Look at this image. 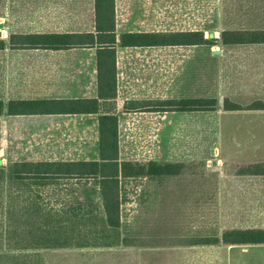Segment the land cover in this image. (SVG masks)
Returning <instances> with one entry per match:
<instances>
[{
	"label": "rangeland",
	"instance_id": "374dc122",
	"mask_svg": "<svg viewBox=\"0 0 264 264\" xmlns=\"http://www.w3.org/2000/svg\"><path fill=\"white\" fill-rule=\"evenodd\" d=\"M160 2L157 0V3L152 2L151 7H140L148 27L161 30L202 29L204 37L216 38V42L212 46L166 47L162 61H157L155 55L151 59L133 60L127 52L126 60H119V67L154 70L162 67L165 80L179 82L181 97L215 98L216 106L210 111L189 115L184 112L174 118H164L163 123L156 114L157 119L147 121H138L132 117L134 115L119 121L120 160L147 163L149 160L164 162L171 159L186 166L176 176L159 178L162 182L158 184L149 178H122L119 233L135 244L167 246L220 235L222 230L230 227L264 226V192L259 194V190L254 189L253 193L249 182L246 186H239L240 182L236 180L245 178L233 175L240 164L264 160V114L256 110L224 111L222 105L225 98L242 105L252 101L248 83L256 63L250 58V52L242 53L235 47L220 44L222 30H264V0H162V7H156ZM209 33L212 36L209 37ZM213 49L222 50L224 54L213 52ZM242 55L246 57L241 58ZM244 79L245 88L241 90L239 81ZM3 147L8 155L11 140L5 141ZM4 154L0 151V168L6 170L11 157ZM214 160L216 164L212 163ZM3 178L0 177V191L4 185ZM226 180L232 181V184L228 183L227 187L221 184ZM95 189L92 185L81 187L70 181L61 187H45L39 192L41 196L31 193L30 196H34L31 205L42 202L44 208L31 215L33 217L28 219L27 225H19L20 234L15 227L14 234L37 233L39 227L35 225L41 221L38 220L40 214L45 222L65 220L64 211L69 212L67 207H76L81 198L92 199ZM4 195L0 192V264H44L50 259L62 264H123L122 252L99 247L21 249L20 243L15 242L16 238L8 234L11 222L16 219L13 217L20 215L7 213V199L13 198V195ZM93 212L101 215L99 210ZM29 213H34V210ZM78 219L82 221L80 217L74 219L75 224ZM84 221L88 222L87 225L92 222L88 217H84ZM245 246L228 250L231 251L229 256L232 258L234 251H242L249 263L264 264V246ZM166 250L159 253L162 260L183 258L186 254L181 249L174 253ZM140 252H144L146 260L152 258L143 249H133L132 264H140L136 261L138 256L135 259L138 253L139 257L142 256ZM190 254L214 261L225 253L222 247H199Z\"/></svg>",
	"mask_w": 264,
	"mask_h": 264
},
{
	"label": "crops",
	"instance_id": "0c3cea01",
	"mask_svg": "<svg viewBox=\"0 0 264 264\" xmlns=\"http://www.w3.org/2000/svg\"><path fill=\"white\" fill-rule=\"evenodd\" d=\"M152 2L157 3V0H114L116 94L113 98L99 99L96 68L97 45L100 41H109V37L108 34H105V36L102 34L103 37L101 39L97 37L99 33L96 30L95 0H0V42L2 43V46H0V101L6 104L11 100L97 99L98 106L97 112L18 115H9L4 108L0 114V151L5 153L4 155L7 157L10 155L11 162L98 160V121L101 114L116 115L119 134V121L125 119L126 116L131 118L130 116L134 115L132 117L138 121H147L148 119L152 120V118L157 119L158 116L154 115L156 114L159 115L160 121L163 123L164 118H174L184 112H187L188 115L198 112L175 109L174 101H179L181 98H196L197 96L188 95L187 97H181L179 82L175 83L173 80H165L162 67L155 68V70L151 68L119 67L121 62L119 60H126L127 52H130V57L133 60L151 59L155 55L157 61H162L164 48L178 47H123L120 45L122 33L168 31L153 29L144 23L140 7H151ZM160 3L156 7H162L160 6L162 5V0ZM33 35H79V40L85 44L61 49L40 45L29 46L26 42H29V36ZM89 35L93 36V40L90 39ZM41 42L52 43L53 40L46 38L42 39ZM225 47H235L239 52L246 51L251 53L250 58L256 64L253 65L252 79L248 83L251 87L250 91L253 98L248 104L254 101H261L262 105H264V43L237 44ZM216 48L218 49V47ZM153 51L155 54H153ZM213 52H216V50ZM219 53L224 54L222 50ZM245 57L244 55L241 56V58ZM143 77L145 78L142 79ZM245 82V79L239 81V84L241 83L239 89L243 90L245 88ZM239 92L243 93L246 91ZM198 97L204 98L205 96ZM256 111L264 114V109ZM9 139L11 140V152L7 155L3 146L4 142ZM213 151L211 149L212 153ZM172 155L174 154L172 153ZM165 161L173 162L171 159H165ZM257 162L263 163L264 160ZM250 164H255V162L240 164V166L236 167L233 175L245 178L236 180V182H240L239 186H246L248 185L246 182H249L248 186L252 189V192L254 193L255 191L253 190L258 189L259 192L257 193L261 194L264 192V173L250 174L240 172L242 168L246 170ZM225 173L227 174V172ZM141 178L146 179L147 177ZM124 179L130 180L132 178ZM154 180L156 184L162 182L160 179ZM70 181L80 184L81 187L92 185L96 188L92 199L84 200L81 198L77 201V205H84L88 202L95 203L97 205L96 211H98V204L100 203L97 193L98 186L92 180L71 179L57 180L46 185L31 184L32 190L27 196L24 194L18 197L16 192L13 194V214L17 213L18 216L20 215L19 217H13V219L16 218L14 228H17V232L19 233V219L26 217L29 219L33 217L31 215H35L37 210L40 212L44 208L45 204L42 202L38 203L39 205L36 203L31 205L33 196H30L31 193L38 194L40 190L48 186L61 187L65 183H70ZM223 183L227 187L228 183L232 184V181L226 180L221 182V184ZM236 186L238 185L236 184ZM13 187H18L19 189L21 184L18 182L13 183ZM39 194L41 196V193ZM252 200L254 202V199ZM21 206L22 209L20 208ZM30 208L34 210V213H29L31 211ZM58 212L61 213V209ZM65 212L67 216V211ZM83 212V207L81 206L80 214H77L75 219L82 218ZM42 216L40 214L38 220L42 221L40 225L45 230V221ZM239 246L246 248L243 245L221 243H186L182 245L173 243L167 246L148 245V243L135 244L121 234L119 240L111 245L97 244L85 247H99V249H111L122 252L123 264H132L133 249H143L149 253V256L152 255L151 259L146 260L143 257L144 252H140L142 254L140 257L139 253L136 254L135 259L138 256L136 261H139L140 264H252L247 261L245 252L234 251L236 254L233 253L232 258L229 256L231 251L229 252L228 250ZM249 246H264V244ZM44 247L46 250H53L52 247ZM199 247H222L225 254L222 255L223 258L219 256L214 261L205 260L202 257H193L190 252ZM165 249L173 253L181 249L186 254L183 255V258L162 260L159 257V253ZM44 264H62V262L50 259L44 261Z\"/></svg>",
	"mask_w": 264,
	"mask_h": 264
},
{
	"label": "trees",
	"instance_id": "16d2710c",
	"mask_svg": "<svg viewBox=\"0 0 264 264\" xmlns=\"http://www.w3.org/2000/svg\"><path fill=\"white\" fill-rule=\"evenodd\" d=\"M97 37L108 34L109 41L98 42L96 68L98 78V98H113L116 94V54H115V25H114V0H95ZM29 46H46L56 49L68 48L74 45H83L79 35H48L29 36ZM88 37V36H87ZM93 40V36L89 35ZM52 39V43L41 42L42 39ZM12 39V38H11ZM98 39V40H99ZM39 42V43H38ZM216 38L204 37V30H168V31H140L126 32L120 36V45L123 47H150V46H212ZM264 43V30H222L220 44L234 46L237 44ZM91 44V43H90ZM0 46L2 43L0 42ZM174 107L181 111H210L216 106V99L188 98L174 101ZM224 111L258 110L264 109L261 101H254L248 105H240L228 98L223 100ZM97 99H44V100H11L4 104L0 101V114L4 110L9 115L36 114V113H85L97 112ZM98 160L95 161H56V162H9L5 169L0 168V177L4 179L1 193L11 197L15 192L18 197L28 195L32 190L31 184L46 185L57 180H92L98 186L100 203L96 212L95 203H85L83 206L82 221L75 217L80 214L81 206H69L67 218L58 222L52 219L44 222L45 232L36 222L39 229L37 233H22V237L14 234V223L11 222L8 234L23 247H67V246H94L111 245L119 240L120 205H121V179L147 177L159 179L173 177L184 169L181 162H158L149 160L147 163H138L129 160H120L118 119L114 114H101L98 121ZM1 167V166H0ZM240 172L250 174L264 173V162L255 163L241 169ZM20 183L21 187H13V183ZM5 196V195H4ZM12 215L13 198L7 199ZM27 208L26 205H24ZM22 209V206L20 207ZM73 208V209H72ZM72 209L73 211H71ZM77 211V213H76ZM96 213V215H93ZM98 215V216H97ZM13 216V215H12ZM88 217V222L84 221ZM14 221V220H13ZM28 218L19 219V225H27ZM93 223V224H92ZM16 224V222H15ZM13 228V229H12ZM59 228V229H58ZM61 232V234H60ZM114 233L115 235H113ZM114 237V238H113ZM97 239V241H96ZM21 240V241H20ZM123 241V239H121ZM187 244H226V245H261L264 244V227L228 228L220 235L203 237L199 240L186 241ZM184 243V244H186Z\"/></svg>",
	"mask_w": 264,
	"mask_h": 264
},
{
	"label": "water",
	"instance_id": "95a60500",
	"mask_svg": "<svg viewBox=\"0 0 264 264\" xmlns=\"http://www.w3.org/2000/svg\"><path fill=\"white\" fill-rule=\"evenodd\" d=\"M210 36H212L211 33H209V37H210ZM216 52H219V51H216ZM212 163H213V164H216V161L214 160Z\"/></svg>",
	"mask_w": 264,
	"mask_h": 264
}]
</instances>
